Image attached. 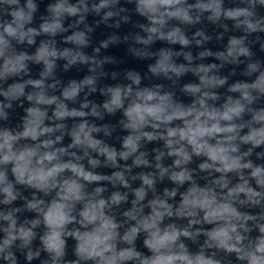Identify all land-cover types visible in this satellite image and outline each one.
<instances>
[{
  "label": "clouds",
  "instance_id": "9594fccd",
  "mask_svg": "<svg viewBox=\"0 0 264 264\" xmlns=\"http://www.w3.org/2000/svg\"><path fill=\"white\" fill-rule=\"evenodd\" d=\"M0 264H264V0H0Z\"/></svg>",
  "mask_w": 264,
  "mask_h": 264
}]
</instances>
